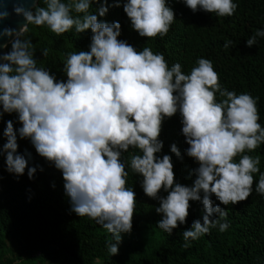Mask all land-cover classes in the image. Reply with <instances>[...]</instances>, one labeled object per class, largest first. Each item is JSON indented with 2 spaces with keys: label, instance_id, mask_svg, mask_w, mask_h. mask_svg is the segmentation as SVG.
I'll use <instances>...</instances> for the list:
<instances>
[{
  "label": "clouds",
  "instance_id": "obj_1",
  "mask_svg": "<svg viewBox=\"0 0 264 264\" xmlns=\"http://www.w3.org/2000/svg\"><path fill=\"white\" fill-rule=\"evenodd\" d=\"M93 2L44 0L45 7H14L26 23L19 30L0 32V36L14 37L9 41L11 51L0 55L4 61L0 63V118L5 113L18 115L19 137L29 139L36 152L61 171L70 211L94 220L112 234L106 245L111 256L119 254L122 233L130 234L133 229L136 194L126 186V167L143 177L144 193L159 200L155 211L162 219L158 227L168 235L187 223L190 201L202 202L203 222L196 220L191 230L183 232L184 248L212 228L225 232L228 213L221 204L246 201L253 191V174L260 173V156L244 154L264 144L258 98L222 87L210 59H197V66L184 74L181 64L169 68L164 55L154 54L149 47L136 50L118 39L119 22L98 19L109 11L107 0L96 9L98 15L89 11ZM183 2L194 13L203 10L218 17H230L238 7L233 0ZM113 6L119 7L120 0ZM123 10L141 37L166 36L176 19L168 0H126ZM73 11L83 15L73 16ZM8 15L0 11V21ZM29 25L47 26L57 36L73 28L76 33L91 30L90 50L67 53L63 62L66 81H57L50 70L37 67L35 46L25 38ZM258 37L264 38V29L256 30L246 46H255ZM232 43L228 40L223 47L228 49ZM48 52L43 49V56ZM177 112L189 145L186 154L199 165L193 169L192 186L175 182L170 155H156L164 147L159 139L163 122ZM4 135L7 171L19 177L27 169L33 179L37 167H29L31 153L18 154L13 121H7ZM130 149L141 154L122 162V154ZM170 150L183 161L176 144ZM238 155L239 162H235ZM161 189L168 193L166 197L158 195ZM255 191L264 196V173ZM213 195L220 202L215 206ZM214 214L219 218L211 219Z\"/></svg>",
  "mask_w": 264,
  "mask_h": 264
},
{
  "label": "trees",
  "instance_id": "obj_2",
  "mask_svg": "<svg viewBox=\"0 0 264 264\" xmlns=\"http://www.w3.org/2000/svg\"><path fill=\"white\" fill-rule=\"evenodd\" d=\"M125 2L120 0V6L115 7V0H107L108 13L98 17L101 21L121 24L118 39L127 41L138 51L149 47L154 54H163L169 68L179 63L184 74H190L197 66V59H210L222 87L237 95L248 93L258 98V122L264 127V38L258 37L255 46H246L247 39L256 30L264 29V0H233L238 7L230 17H218L203 10L194 13L183 0H168L176 19L166 36L154 39L141 37L132 29L123 10ZM104 3L105 0L99 3L94 0L89 11L98 15L96 9ZM36 4L46 6L44 0H37ZM71 14L83 15L75 11ZM91 36L90 29L76 33L73 28L57 36L47 26L29 25L25 38L35 46L37 67L50 70L57 81H66L63 62L67 53L90 50ZM228 40L233 43L225 49L223 45ZM45 48L49 50L47 57L42 54ZM5 50L11 51V44ZM221 99L217 93V102ZM9 120L17 130L18 154L31 153L29 167H37L33 179H29L27 169L19 177L7 171L3 145L7 143L4 130ZM181 120L179 112L164 120L159 137L164 147L156 155L159 158L170 155L175 182L192 186L196 178L193 169L199 165L186 154L189 145L182 134ZM20 127L16 113H5L0 118V264H264V196L255 191L259 176L264 173V144L244 153L258 155L261 160L260 173L253 174L252 194L235 205L221 204L227 209L229 228L223 233L218 227L212 228L209 234L191 241L189 248L183 247V232L191 230L194 221L203 222L202 202L190 201L187 223L168 235L158 227L162 219L155 211L160 206L159 200L148 197L141 186L143 177L126 167L129 172L126 186L136 194L133 229L130 234L122 233L119 254L111 256L106 245L112 234L94 220L70 211L61 171L41 157L29 139L19 137ZM172 144L179 148L183 161L171 152ZM135 154L141 153L134 149L123 153L122 162ZM239 159L238 155L235 162ZM158 195L166 197L168 193L161 189ZM212 199L214 206L220 203L215 195ZM218 218V214L211 217Z\"/></svg>",
  "mask_w": 264,
  "mask_h": 264
},
{
  "label": "water",
  "instance_id": "obj_3",
  "mask_svg": "<svg viewBox=\"0 0 264 264\" xmlns=\"http://www.w3.org/2000/svg\"><path fill=\"white\" fill-rule=\"evenodd\" d=\"M36 3L37 0H0V11L6 10L9 13L7 19L0 21V32L5 28L19 30V28L26 23L23 16H19L14 12V7L17 4H24L25 7L31 8V6ZM10 39H14V37L9 38L6 36H0V55L6 53V50L2 45L10 44ZM3 62L4 61L0 60V63Z\"/></svg>",
  "mask_w": 264,
  "mask_h": 264
}]
</instances>
